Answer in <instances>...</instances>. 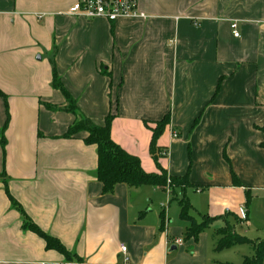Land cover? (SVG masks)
I'll list each match as a JSON object with an SVG mask.
<instances>
[{
  "label": "crops",
  "instance_id": "0c3cea01",
  "mask_svg": "<svg viewBox=\"0 0 264 264\" xmlns=\"http://www.w3.org/2000/svg\"><path fill=\"white\" fill-rule=\"evenodd\" d=\"M75 1L0 0V264H242L253 244L217 250V231L229 219L264 239V0H139L144 16L115 22L70 15ZM54 65L78 111L100 126L111 114L112 139L147 172L187 177L168 209L134 201L140 187L103 193L97 146L87 132L64 136L78 116ZM181 197L197 221L227 216L188 239ZM25 219L81 260L49 249Z\"/></svg>",
  "mask_w": 264,
  "mask_h": 264
},
{
  "label": "trees",
  "instance_id": "16d2710c",
  "mask_svg": "<svg viewBox=\"0 0 264 264\" xmlns=\"http://www.w3.org/2000/svg\"><path fill=\"white\" fill-rule=\"evenodd\" d=\"M54 87L60 89L67 100V111L76 114L77 120L68 128L65 133V137H73L81 132H87L88 135L85 138L87 144H95L97 146L98 153V168L96 171L97 179L103 185V193H112L118 184H125L130 188L137 189L142 186H153L163 188L168 193V186L173 187L172 193L175 192V188L184 187L188 184L187 177H175L168 175L166 170L159 167L161 173L147 172L143 166L141 159L133 154L128 153L123 147L116 143L111 136V125L113 116L109 114L106 117L105 124L103 126L97 125L89 118H86L78 111L76 100L65 89L61 79L58 76L57 70L54 65ZM0 95L6 97V95L0 90ZM170 123V115H166L163 119L156 123L153 129V135L150 145V152L154 160L158 161L162 155V150L158 147L157 142L161 135L164 133L167 125ZM8 125V120L5 128ZM1 145L3 152L6 151L7 139L4 133L1 134ZM264 147V142L262 143ZM236 178V177H234ZM236 184H240L239 180L235 179ZM171 193V194H172ZM11 197V196H10ZM12 198V197H11ZM15 206L21 207L12 198ZM180 204V218L190 223V226L186 230V237L197 239L198 236L218 219L223 217H209L203 216L201 221H197L190 211L193 209L192 204L185 198L179 200ZM22 211V210H21ZM161 227L164 228L166 222L165 211L160 213ZM235 222L239 223L241 218L235 216ZM226 225L217 231V235L220 239L217 242L216 249L224 250L236 244H242L251 242L254 246V255L252 257H246L242 264H264V239L255 241L247 238L246 236L238 233L235 230V225L229 220L225 219ZM242 221V220H241ZM24 229H30L46 239L47 247L49 249H55L66 256L67 259H81L76 254H72L66 249V247L56 238L46 234L35 223L29 219H25L23 224Z\"/></svg>",
  "mask_w": 264,
  "mask_h": 264
},
{
  "label": "built area",
  "instance_id": "2783aa9c",
  "mask_svg": "<svg viewBox=\"0 0 264 264\" xmlns=\"http://www.w3.org/2000/svg\"><path fill=\"white\" fill-rule=\"evenodd\" d=\"M68 13L73 16L84 17L88 20L105 19L109 22H115L124 17L144 16L139 11V0H76L69 8ZM232 29L235 37L240 33L237 29V23H232ZM176 137L177 133L173 132ZM169 192V188H167ZM246 219L245 215L240 217ZM182 243L183 239H177V243ZM122 252H127V247H122Z\"/></svg>",
  "mask_w": 264,
  "mask_h": 264
},
{
  "label": "rangeland",
  "instance_id": "374dc122",
  "mask_svg": "<svg viewBox=\"0 0 264 264\" xmlns=\"http://www.w3.org/2000/svg\"><path fill=\"white\" fill-rule=\"evenodd\" d=\"M173 187L168 186L169 193H172ZM137 194V195H134ZM131 197L134 201H144L149 200L150 208H152V205H155L156 209H163L161 208V205L164 204L166 206V209L169 208V202H168V194L167 192L157 191L152 186H142L139 188V191L135 190L131 192ZM171 197H174L171 195ZM182 199V197L180 198ZM261 200V198L259 199ZM172 208H171V215L174 216L176 209H178V202L176 199H173L171 202ZM220 239V237H219Z\"/></svg>",
  "mask_w": 264,
  "mask_h": 264
},
{
  "label": "water",
  "instance_id": "95a60500",
  "mask_svg": "<svg viewBox=\"0 0 264 264\" xmlns=\"http://www.w3.org/2000/svg\"><path fill=\"white\" fill-rule=\"evenodd\" d=\"M134 195H136V194H134Z\"/></svg>",
  "mask_w": 264,
  "mask_h": 264
}]
</instances>
